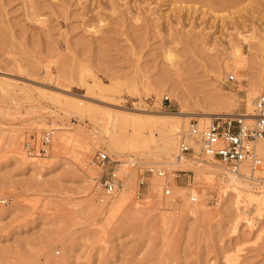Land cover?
Returning <instances> with one entry per match:
<instances>
[{
    "label": "rangeland",
    "instance_id": "rangeland-1",
    "mask_svg": "<svg viewBox=\"0 0 264 264\" xmlns=\"http://www.w3.org/2000/svg\"><path fill=\"white\" fill-rule=\"evenodd\" d=\"M214 1L0 0V264H264V172L238 196L178 149L191 119L264 94V0ZM168 113L185 132L145 123Z\"/></svg>",
    "mask_w": 264,
    "mask_h": 264
},
{
    "label": "built area",
    "instance_id": "built-area-1",
    "mask_svg": "<svg viewBox=\"0 0 264 264\" xmlns=\"http://www.w3.org/2000/svg\"><path fill=\"white\" fill-rule=\"evenodd\" d=\"M228 79L232 80L233 76H229ZM51 134V132L45 133L42 138V145L48 144ZM186 137L192 139L198 145V150L183 136L178 146L181 154L188 157L196 154L194 157L218 164L223 172L227 173L226 177L228 178L230 176L234 177L233 179L240 177L244 165L251 171H256L264 163V159H262L264 157L257 151L259 141L264 140V94L258 95L253 100V114L250 118L240 112L215 115L209 124L203 128L197 120L191 119L188 123ZM25 148L31 152L28 143ZM40 150L46 151L44 148H40ZM95 160L105 173L106 166L110 162L109 156L105 152L98 151ZM145 172L162 179V194L163 196L170 195V178L165 168L151 166ZM111 176L115 177L114 174H111ZM100 184L108 194H114L117 190V186L108 179L102 180ZM145 185L147 184L144 174L143 176L140 174L138 188L135 193L136 198L144 196L141 188Z\"/></svg>",
    "mask_w": 264,
    "mask_h": 264
},
{
    "label": "bare ground",
    "instance_id": "bare-ground-1",
    "mask_svg": "<svg viewBox=\"0 0 264 264\" xmlns=\"http://www.w3.org/2000/svg\"><path fill=\"white\" fill-rule=\"evenodd\" d=\"M173 1H175V2H183V1H192V2H199L200 3V0H173ZM202 1V0H201ZM217 1L218 0H216V1H214V3L213 2H210L211 4V6H210V8L212 9H216L218 6H220V5H222L221 3H217ZM209 2V1H208ZM207 2V3H208ZM217 3V4H216ZM98 4H100V3H98ZM202 4V3H201ZM207 5V4H206ZM222 8H224V6L222 7ZM180 12L181 11H184V7L182 8V6H180L179 8H177ZM187 9L189 10L190 9V7L188 8L187 7ZM192 9V8H191ZM194 9V8H193ZM188 10H187V13H190V12H188ZM197 10V9H196ZM177 11V10H176ZM191 11V10H190ZM195 11V10H194ZM193 11V12H194ZM186 12V11H185ZM35 14V13H34ZM34 14H32V15H34ZM180 16V14H177L176 16ZM259 42H260V47H261V49H262V51H264V37H262V38H260V40H259ZM241 55H242V53L240 52V51H237V53L235 54V57H236V59L238 60L237 62L241 65V67L243 66L242 64H243V60H242V57H241ZM167 59H169V60H171V61H174L175 60V58H176V55L174 54V53H169V54H167ZM98 87V90L100 91V92H103L104 90L106 91V90H109V89H107V87H105L104 85H102L100 82H97L96 80H94V82H93V84L92 85H90V87H88V91L89 90H91L92 91V88L93 87ZM249 87H251V86H249ZM245 89V88H244ZM257 89H259V88H257ZM258 92H259V90H256V88H250L249 90H248V95H247V98L245 99L246 100V110H244V112H242L243 113V115L244 116H246L247 118H250V116L253 114V98L256 96V94H258ZM136 93L137 94H139L140 95V93H138V91H136ZM72 97V96H71ZM256 98V97H255ZM164 99H168L167 97H164ZM226 100H228V99H226ZM229 101H230V99H229ZM229 101H228V103H229ZM227 101H223V100H216V102H215V104L217 105V107H227ZM73 105H74V109L75 110H77V111H79V112H82L83 110H84V106L83 105H80L79 103H76V102H73ZM230 107V106H229ZM227 110V109H226ZM142 114H144V113H142ZM146 114V113H145ZM147 116H153L152 114H146ZM212 114H209V116H210V118H208L207 120L206 119H204V120H206V121H201V122H199L200 124H204V125H207V124H209V122L211 121V119L213 118L212 116H211ZM215 115H217V114H215ZM158 116H160V117H152V118H147L146 120H145V123H147L148 125H149V129L151 128L152 130L155 128V127H160V128H165V129H167V130H169V131H171V132H173L174 134H175V132H179V131H181V132H183L181 129L184 127V123H183V120H186V116L185 115H179V114H164V115H158ZM108 117L110 118H114V121L115 120H117V116L115 117H113V115L111 116V115H109L108 114ZM179 118H182V123H181V121H178V119ZM199 124V125H200ZM187 130H188V125H187V129H186V133L185 134H187ZM185 132V131H184ZM183 136H184V134L183 135H181L180 137H179V140H178V145L180 144V142L182 141V138H183ZM59 138H60V142L58 143V145L55 147V148H57V147H60L61 145H62V143H63V141H65V142H68L69 140H71L72 139V136H71V134H61V136H59ZM186 139L189 141V143H191L195 148H196V150H198V145L197 144H195V142L192 140V139H190V138H188V137H186ZM54 145H56V144H54ZM65 145V144H64ZM59 149V148H58ZM257 151L262 155V157H264V140H262V141H259V143H258V145H257ZM180 153V152H179ZM181 154V153H180ZM183 155V154H182ZM156 156V155H155ZM184 156H187V155H184ZM158 157V156H157ZM157 157H155V158H157ZM188 157V156H187ZM194 158V157H193ZM195 159V158H194ZM202 161H206L207 163H203L202 165H201V168L203 169V172H204V177L208 180V181H217V180H219V175L221 174V175H223V176H225V178H227V179H229V181H227L226 182V180H225V178L223 177V181H225L226 182V184L224 185V192L225 191H227V189H230V190H232V191H234L238 196L244 191L243 189L245 188V187H248L247 186V184L246 183H244L243 182V179L242 178H240V177H237V178H235V179H233L234 177H226L227 176V173L224 171L223 172V170L222 169H220L221 167L217 164V166H218V168H219V170H221V172L219 171V170H216V169H210L209 167L210 166H215V164L216 163H214V162H211V161H209V160H202ZM209 166V167H208ZM262 171V172H264V163H262V167H260L259 169H257L256 171ZM242 171L245 173V172H250V173H254V172H256V171H251L247 166H243L242 167ZM226 174V175H225ZM220 181V180H219ZM238 183H240V184H242L241 186H240V184H238ZM115 193H117V190H115ZM121 195V194H120ZM121 197V196H120ZM119 197V198H120ZM121 199V200H120ZM120 199H118L119 201H123L124 199H125V197H121Z\"/></svg>",
    "mask_w": 264,
    "mask_h": 264
}]
</instances>
